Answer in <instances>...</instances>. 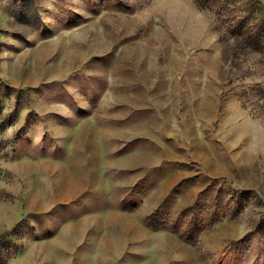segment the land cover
I'll return each instance as SVG.
<instances>
[{
	"label": "rangeland",
	"instance_id": "1",
	"mask_svg": "<svg viewBox=\"0 0 264 264\" xmlns=\"http://www.w3.org/2000/svg\"><path fill=\"white\" fill-rule=\"evenodd\" d=\"M200 1L0 0V264H264V0Z\"/></svg>",
	"mask_w": 264,
	"mask_h": 264
},
{
	"label": "trees",
	"instance_id": "2",
	"mask_svg": "<svg viewBox=\"0 0 264 264\" xmlns=\"http://www.w3.org/2000/svg\"><path fill=\"white\" fill-rule=\"evenodd\" d=\"M200 4H206L203 1L196 0ZM260 19L255 25H249L245 20L239 19L234 24L220 23V38L226 44V49L222 55L224 63L232 59L241 58L242 62L250 55L259 56L264 59V7L259 8ZM220 18H218L219 20ZM244 74V71H242ZM259 95L258 101L264 100V84L256 83ZM249 97L245 87L242 90V105L248 106ZM262 104V103H261ZM2 235H0L1 237Z\"/></svg>",
	"mask_w": 264,
	"mask_h": 264
}]
</instances>
